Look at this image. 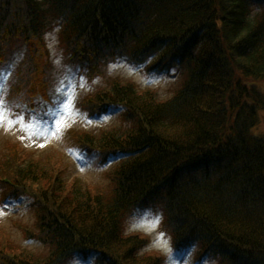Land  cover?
Instances as JSON below:
<instances>
[{
	"label": "trees",
	"instance_id": "trees-1",
	"mask_svg": "<svg viewBox=\"0 0 264 264\" xmlns=\"http://www.w3.org/2000/svg\"><path fill=\"white\" fill-rule=\"evenodd\" d=\"M55 23L64 55L94 77L128 58L175 67L180 84L160 99L111 77L83 98L92 113L122 109L118 128L73 133L77 145L123 157L107 192L68 179L44 152L6 143L0 181L35 198L37 236L50 254L10 251L0 237V264H60L84 248L110 264H159L139 255L138 235L123 232L142 204L161 205L178 247L194 239L221 264H264V134L253 130L264 109V0H0V51L14 50V97L31 107L55 99L44 42ZM31 66L43 76L22 89Z\"/></svg>",
	"mask_w": 264,
	"mask_h": 264
},
{
	"label": "rangeland",
	"instance_id": "rangeland-1",
	"mask_svg": "<svg viewBox=\"0 0 264 264\" xmlns=\"http://www.w3.org/2000/svg\"><path fill=\"white\" fill-rule=\"evenodd\" d=\"M51 33L48 36V43L54 59L55 66L60 68V48H59V32ZM33 67V66H31ZM61 69V68H60ZM110 76H117L123 82H133L141 88H153L161 94L162 98H166L174 93L180 84V78H170L167 74H159L157 72H148L144 67H135L126 62H118L109 66L107 73ZM111 77H106V81L102 79L95 80L94 83H89L85 77H80L79 81H71L64 84L63 87L67 93L64 102L68 105L67 108H55L53 115H56L55 120L52 118L47 120L46 125H39L31 128L28 132L24 131V127L29 121L36 123L33 118L25 117V124L17 123L14 127L8 128L7 125L0 126V160L4 156L6 143H16L28 151H37L50 156L52 160L62 169L65 177L68 179H76L82 187L90 186L92 188L105 189L107 192L111 186V180L108 176L109 169L99 168L96 166L98 156L75 150L72 144L76 142L75 132L81 131H96L101 135V130L118 128L123 123L121 113L118 115L105 116L104 118H91L86 112L77 106L78 98L94 93L99 88L107 86L108 80ZM170 78V79H169ZM28 86L36 84L38 80L37 66L33 70L29 69V74L26 78ZM261 89H264V81L257 82ZM4 81L0 79V96L4 89ZM25 86V84H23ZM37 88V87H35ZM38 90V88L36 89ZM1 100V98H0ZM52 115V116H53ZM57 121L59 124L57 125ZM255 133L264 134V109L259 111L258 122L253 127ZM35 133V134H34ZM100 133V134H99ZM23 137V139H22ZM7 147V145H6ZM74 152L80 156L74 155ZM95 158V159H94ZM97 159V160H96ZM117 159H114L116 161ZM93 184V185H92ZM0 195V237L2 239L10 238L8 242V250H17L22 248L31 254H35L43 259L50 254L48 246L42 244L37 239L28 240L27 233L18 225L22 224L25 227L36 229V214L35 210L30 206L28 198H23L20 201L11 203H2ZM159 207V206H157ZM158 212V213H156ZM149 213V214H146ZM159 215V223H155V217ZM162 215L159 211L151 208L139 210L127 217L124 224L127 232H141L148 234V239L138 234V239L141 240L139 255H146L148 259L159 264H220L218 258L207 256L198 260V250L200 244H195L192 249L186 250L183 255L175 252L172 249V239L166 234L164 224L162 223ZM134 224L141 225L133 227ZM3 233V234H2ZM7 234V235H4ZM5 236V237H3ZM145 242V244H144ZM165 259V260H164ZM66 264H97L95 259H80L78 256L71 257Z\"/></svg>",
	"mask_w": 264,
	"mask_h": 264
},
{
	"label": "snow or ice",
	"instance_id": "snow-or-ice-1",
	"mask_svg": "<svg viewBox=\"0 0 264 264\" xmlns=\"http://www.w3.org/2000/svg\"><path fill=\"white\" fill-rule=\"evenodd\" d=\"M143 67L141 66H137ZM55 107L56 108H67L68 105L64 102V99L56 100L54 101ZM17 107H20L17 105ZM59 112H56L51 118L55 120L56 115H59ZM31 116L33 120L36 121V123H32V121H29L28 124L24 127V131L28 132L31 128L38 127L39 125H46L48 121L45 119V117L48 116L47 112H44L43 114H37L35 112L31 113ZM17 123L24 125L25 124V117L23 115H19L15 112L12 111L11 108L7 106V104L0 100V126H5L7 125L8 128L14 127ZM59 124V121H57V125ZM35 134V133H34ZM23 139V137H22ZM149 214V213H146ZM160 216L157 215L155 217V223H159ZM141 225L139 224H134L133 227H140ZM181 255H183V251L180 252ZM197 264H201L200 261H197Z\"/></svg>",
	"mask_w": 264,
	"mask_h": 264
}]
</instances>
